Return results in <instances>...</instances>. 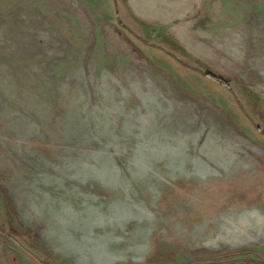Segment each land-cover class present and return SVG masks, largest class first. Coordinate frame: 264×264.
<instances>
[{
    "label": "rangeland",
    "instance_id": "obj_1",
    "mask_svg": "<svg viewBox=\"0 0 264 264\" xmlns=\"http://www.w3.org/2000/svg\"><path fill=\"white\" fill-rule=\"evenodd\" d=\"M0 264H264V0H0Z\"/></svg>",
    "mask_w": 264,
    "mask_h": 264
},
{
    "label": "trees",
    "instance_id": "obj_2",
    "mask_svg": "<svg viewBox=\"0 0 264 264\" xmlns=\"http://www.w3.org/2000/svg\"><path fill=\"white\" fill-rule=\"evenodd\" d=\"M132 16L136 19V20H140V19H138L134 14H132ZM125 25V24H124ZM125 27H127L126 25H125ZM128 29H129V27H127ZM142 38L143 39H146V41L148 40V41H150L151 43H154L152 40H151V38H148V37H145V36H142ZM147 45H149V42H147L146 43ZM155 44V43H154ZM160 46V47H162L161 45H159V44H157L156 43V46ZM149 46H151V44L149 45ZM162 48H164L165 49V47H162ZM154 49H156V48H154ZM168 50V49H167ZM171 50H176V52H178L179 50H180V48L179 49H173V48H171ZM180 51H182V50H180ZM169 52V51H168ZM147 54V53H146ZM162 55V54H161ZM164 56H166L164 59H167V60H171L172 62H173V64H174V66H178V67H180V68H183V67H181L182 65H180L178 62H177V58L175 57V58H173V60L171 59V56H169V55H162V57H164ZM169 56V57H168ZM194 70V69H193ZM194 71H196V70H194ZM206 77H208V78H210L213 82H217V83H220L221 85H224V86H226V81H224L223 79H221V78H219L218 76H216L215 74H212V73H207L206 74Z\"/></svg>",
    "mask_w": 264,
    "mask_h": 264
},
{
    "label": "bare ground",
    "instance_id": "obj_3",
    "mask_svg": "<svg viewBox=\"0 0 264 264\" xmlns=\"http://www.w3.org/2000/svg\"><path fill=\"white\" fill-rule=\"evenodd\" d=\"M235 226H236V225H235ZM237 227H238V226H237ZM238 228H239V227H238ZM230 234H231V233H230ZM233 235H234V233H233ZM233 235H232V236H233ZM245 235H246V232H245ZM236 236H237V235H236ZM236 236H235V237H236ZM243 236H244V235L242 234V237H243ZM233 237H234V236H233ZM235 237H234V238H235ZM244 237H245V236H244ZM236 239H237V238H236ZM236 239H235V240H236ZM245 239H246V238H245ZM240 242H241V241H240ZM244 242H245V241H244ZM227 243H228V242H227ZM235 243H236V242H235ZM241 243H242V242H241ZM245 243L247 244V242H245ZM245 243H244V244H245ZM230 244H231V243H230ZM236 244H237V243H236ZM242 244H243V243H242ZM234 246H235V245H234ZM217 247H218V246H217Z\"/></svg>",
    "mask_w": 264,
    "mask_h": 264
}]
</instances>
